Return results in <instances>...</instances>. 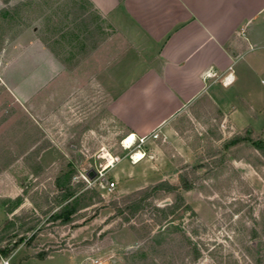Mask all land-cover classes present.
<instances>
[{"label":"rangeland","instance_id":"1","mask_svg":"<svg viewBox=\"0 0 264 264\" xmlns=\"http://www.w3.org/2000/svg\"><path fill=\"white\" fill-rule=\"evenodd\" d=\"M26 30L34 31L68 69L63 80L39 91L30 110L38 125L28 114L29 103L24 107L17 104L2 83L7 64L2 50ZM109 34L105 22L84 0H0V171L8 161L24 154V164L34 172L28 168L32 177L23 182L22 204L12 214L7 210L13 204L0 202L4 214V219L0 218V264H39L43 255L55 251L81 252L85 257L82 264L92 260L97 264H264V167L256 172L243 161L230 160L233 168L215 169L196 183L198 191L182 192L185 206L144 240L130 238L123 230L128 227L119 219L105 224L113 215L110 202L126 195L124 184L133 182L138 174L154 171L151 146L156 144L175 169L174 175L163 181L177 184L179 167L185 160L190 166L198 165L197 157L205 156L207 145L219 148L224 140L245 129L264 138V110L255 112L252 126L233 130L211 101H202L172 122L187 148L184 158L159 136L154 144L144 147L149 164L139 167L143 160L134 164L130 158L134 151L120 145L127 136L125 128L109 116V101L101 90L87 82L92 70L90 49L107 41ZM259 74L264 80V67ZM257 81L254 76L252 90L262 92ZM259 102L264 104V96ZM44 131L67 156L50 168L36 164L47 144ZM107 154L119 159L117 167L123 162L128 173H122L118 183L112 173L114 165L104 172L103 180L99 181L97 174L91 186L71 179L68 187L76 191L75 196L93 189L102 202L63 220L57 213L64 204L57 202L62 195L58 180L64 161L72 163L74 177L79 172L99 171V165L105 163L102 156ZM111 182L114 189L108 193L105 185ZM151 182L155 179L133 186ZM155 214L148 208L136 218L149 220ZM182 234L198 248L197 241L203 245L198 260H193Z\"/></svg>","mask_w":264,"mask_h":264},{"label":"crops","instance_id":"2","mask_svg":"<svg viewBox=\"0 0 264 264\" xmlns=\"http://www.w3.org/2000/svg\"><path fill=\"white\" fill-rule=\"evenodd\" d=\"M84 1L110 32L107 41L90 49L92 70L87 82L108 99L109 116L128 130L126 135L144 137L158 130L164 142L184 158L187 148L172 122L199 102L211 101L233 130L252 126L255 112L264 110L259 102L264 96V80L259 79V69L264 67V0ZM2 54L7 61L4 88L17 104L29 103L28 114L38 125L30 110L39 91L63 80L67 66L29 30L7 44ZM254 76L262 92L252 90ZM44 132L47 144L37 162L50 168L67 156ZM154 142L147 141L144 147ZM34 146L28 145L29 149ZM150 148L155 152L154 171L124 184L123 194L174 175V167L156 144ZM23 155L0 171V199L21 196L23 182L32 177ZM144 158L139 167L149 164ZM114 169L119 183L126 166L122 162ZM149 179L155 182L133 186ZM0 218L4 219L1 209ZM123 230L137 240L127 228ZM84 258L81 252L55 251L39 264H59L60 259L62 264H82Z\"/></svg>","mask_w":264,"mask_h":264},{"label":"trees","instance_id":"3","mask_svg":"<svg viewBox=\"0 0 264 264\" xmlns=\"http://www.w3.org/2000/svg\"><path fill=\"white\" fill-rule=\"evenodd\" d=\"M127 132L128 130L125 129V133ZM207 148L208 151L205 156L199 155L197 157L199 162L198 165L190 166L184 164L179 167L177 184H171L168 181H160L110 202L109 207L113 210V215L106 220L105 224L119 219L121 224L126 225L137 239L144 240L157 227L162 226L163 223L185 206L182 192L198 191L196 183L202 181L204 177L208 176V173L213 172L215 169H225L224 166L228 165L229 168H233L230 167V160L236 162L243 161L256 172L259 171V168L264 167V138L257 136L252 129H245L241 133H237L224 140L219 148L212 147L211 144L207 145ZM15 159L16 157L13 160ZM36 164H38V162H36ZM28 168L33 172L30 166H28ZM61 168L62 175L58 180V191L62 195L57 203L59 205H64L57 214L60 215L63 220L68 221L72 215L102 202V199L98 192L93 189L83 191L75 196L76 191L68 187L75 173L72 163L64 161ZM199 170H205V173L198 174ZM95 198L96 200H94ZM22 201L21 196L13 200H0L3 205L5 202L13 204V207L7 210L8 214H12L22 204ZM148 208L156 212L153 218L149 220H144L142 217L139 219L136 218L138 215L142 216L143 212ZM65 216L67 219H65ZM135 218L136 222L133 221ZM182 235L190 249L193 260H198L201 257V250H204L203 245L197 241V244L200 246V248H198L189 242L184 234ZM151 248L155 249L154 247ZM47 255L48 254L43 255L41 260Z\"/></svg>","mask_w":264,"mask_h":264},{"label":"built area","instance_id":"4","mask_svg":"<svg viewBox=\"0 0 264 264\" xmlns=\"http://www.w3.org/2000/svg\"><path fill=\"white\" fill-rule=\"evenodd\" d=\"M159 136H160V133L158 130H156L153 133H151L150 135L144 136V137H139V136H135L133 134H130V135H127L121 141L120 145L125 150H128V151L133 150L134 151V154L130 156V158L134 162L133 156L136 155V153H142V156L145 157V153L143 152V148L146 145L147 141L157 140L159 138ZM112 160H113V163H112L111 167H109V168H113L114 165H116L119 162L118 158H112ZM105 161L106 160H104V162ZM99 167H100V170L96 172V175L98 174L99 181H100V179L103 180V174L107 169H104L103 165H99ZM88 172L89 171L79 172L78 175H76L72 178V181L74 183L84 182L87 185L91 186V183H90L91 180L87 176ZM105 189L108 193H111L114 189V183L111 182L109 184H106ZM3 264H7V263H3ZM89 264H97V261L92 260L91 263H89Z\"/></svg>","mask_w":264,"mask_h":264},{"label":"bare ground","instance_id":"5","mask_svg":"<svg viewBox=\"0 0 264 264\" xmlns=\"http://www.w3.org/2000/svg\"><path fill=\"white\" fill-rule=\"evenodd\" d=\"M143 158L144 157L142 156V153H136V155L133 156V159H134L133 163L136 164V163L140 162L141 160H143ZM102 160H106L105 161L106 164L104 163V169H108L109 167H111L113 160L109 154L103 155Z\"/></svg>","mask_w":264,"mask_h":264},{"label":"water","instance_id":"6","mask_svg":"<svg viewBox=\"0 0 264 264\" xmlns=\"http://www.w3.org/2000/svg\"><path fill=\"white\" fill-rule=\"evenodd\" d=\"M34 31H36V29H34ZM87 176H88V178L90 180H92V179H94L96 177V173L94 171H89L88 174H87Z\"/></svg>","mask_w":264,"mask_h":264}]
</instances>
